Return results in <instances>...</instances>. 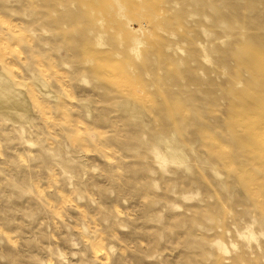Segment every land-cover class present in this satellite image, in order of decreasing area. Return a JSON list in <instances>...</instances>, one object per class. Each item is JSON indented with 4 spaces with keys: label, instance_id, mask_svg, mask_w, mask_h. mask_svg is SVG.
Here are the masks:
<instances>
[{
    "label": "rangeland",
    "instance_id": "374dc122",
    "mask_svg": "<svg viewBox=\"0 0 264 264\" xmlns=\"http://www.w3.org/2000/svg\"><path fill=\"white\" fill-rule=\"evenodd\" d=\"M0 264H264V0H0Z\"/></svg>",
    "mask_w": 264,
    "mask_h": 264
},
{
    "label": "bare ground",
    "instance_id": "6f19581e",
    "mask_svg": "<svg viewBox=\"0 0 264 264\" xmlns=\"http://www.w3.org/2000/svg\"><path fill=\"white\" fill-rule=\"evenodd\" d=\"M115 1H117V0H115ZM121 8V7H120ZM120 18V17H119ZM121 18H123V17H121ZM119 21V20H118ZM114 22V21H113ZM129 23V21L126 19V21H123V22H121V25H123L124 27H125V23ZM116 23V22H115ZM117 25V24H116ZM117 27V26H116ZM122 32V29H121V31H120V33ZM126 32H127V30H126ZM134 34V33H133ZM133 34H129V39H130V42L133 44L132 46H133V48L135 49V50H138L139 49V47H140V45L142 44L141 43V41H140V39L137 37V36H135V35H133Z\"/></svg>",
    "mask_w": 264,
    "mask_h": 264
}]
</instances>
